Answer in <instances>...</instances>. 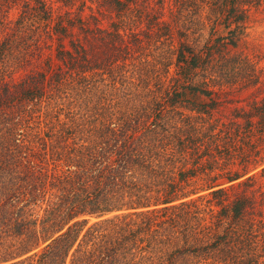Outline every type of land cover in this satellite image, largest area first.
<instances>
[{"label":"trees","instance_id":"obj_1","mask_svg":"<svg viewBox=\"0 0 264 264\" xmlns=\"http://www.w3.org/2000/svg\"><path fill=\"white\" fill-rule=\"evenodd\" d=\"M263 7L0 0V264H264Z\"/></svg>","mask_w":264,"mask_h":264},{"label":"rangeland","instance_id":"obj_2","mask_svg":"<svg viewBox=\"0 0 264 264\" xmlns=\"http://www.w3.org/2000/svg\"><path fill=\"white\" fill-rule=\"evenodd\" d=\"M238 51L248 55L255 63H257L259 69L262 71L263 86L260 89L249 90L235 96V99L239 102V106H246L256 98H258V100L264 98V7L255 14L253 23H251L245 37L242 39ZM119 213L123 212H113L100 217H90L88 227L98 221L107 219Z\"/></svg>","mask_w":264,"mask_h":264}]
</instances>
